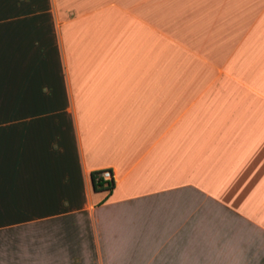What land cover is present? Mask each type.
I'll list each match as a JSON object with an SVG mask.
<instances>
[{
  "label": "crops",
  "instance_id": "0c3cea01",
  "mask_svg": "<svg viewBox=\"0 0 264 264\" xmlns=\"http://www.w3.org/2000/svg\"><path fill=\"white\" fill-rule=\"evenodd\" d=\"M0 264H264V0H0Z\"/></svg>",
  "mask_w": 264,
  "mask_h": 264
},
{
  "label": "trees",
  "instance_id": "16d2710c",
  "mask_svg": "<svg viewBox=\"0 0 264 264\" xmlns=\"http://www.w3.org/2000/svg\"><path fill=\"white\" fill-rule=\"evenodd\" d=\"M91 181L94 189H106L110 191L113 186V182H104L101 179L95 177V171L91 173Z\"/></svg>",
  "mask_w": 264,
  "mask_h": 264
},
{
  "label": "built area",
  "instance_id": "2783aa9c",
  "mask_svg": "<svg viewBox=\"0 0 264 264\" xmlns=\"http://www.w3.org/2000/svg\"><path fill=\"white\" fill-rule=\"evenodd\" d=\"M95 177L104 182H112V175L108 169H100L95 171Z\"/></svg>",
  "mask_w": 264,
  "mask_h": 264
}]
</instances>
